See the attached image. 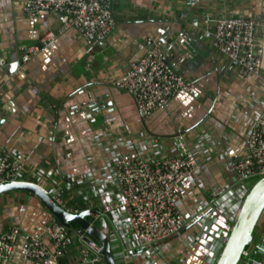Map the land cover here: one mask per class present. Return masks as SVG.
<instances>
[{
    "label": "crops",
    "instance_id": "crops-1",
    "mask_svg": "<svg viewBox=\"0 0 264 264\" xmlns=\"http://www.w3.org/2000/svg\"><path fill=\"white\" fill-rule=\"evenodd\" d=\"M25 1L0 0V144L22 158L24 179L45 189L69 181L64 196L71 205L86 208L83 195L96 201L107 160L113 151L126 150V138L160 154L171 153L176 135L183 133L200 169L182 184L183 229L152 255L159 264H208L230 229L228 216L209 204L211 193L231 182V154L245 152L250 119L264 102V74L240 76L235 64L212 47L210 32L222 16L262 21L264 0H112L115 26L94 46L73 29L59 32L54 12L26 15ZM182 29L198 37L193 52L178 42L184 40ZM48 31L55 38L40 44ZM150 36L168 51L185 87L142 118L134 98L116 81L146 54ZM33 45L38 51L22 63L21 54ZM88 101H100L102 107L93 112ZM51 221L29 193L1 194L0 235L19 228L8 264H59L25 256L28 236ZM254 236L251 247L264 236V217ZM118 248L126 264H145L141 256L128 255L122 242ZM68 250L75 253L78 246ZM249 256L264 264V254Z\"/></svg>",
    "mask_w": 264,
    "mask_h": 264
},
{
    "label": "built area",
    "instance_id": "built-area-1",
    "mask_svg": "<svg viewBox=\"0 0 264 264\" xmlns=\"http://www.w3.org/2000/svg\"><path fill=\"white\" fill-rule=\"evenodd\" d=\"M111 3L112 0H26L22 9L29 16H39L46 11L56 13L61 23L59 32L73 29L86 45L94 46L104 42L115 26ZM54 38L55 33L48 31L40 44L45 45ZM210 42L216 51L235 64L240 76L264 74V19L219 17L210 32ZM146 43V54L134 61L116 81L118 87L134 98L142 118L167 105L185 87V80L170 64L168 51L158 39L150 36ZM38 49V45L25 48L21 62H27ZM122 143L126 150L113 151L107 160L106 178L94 193L96 201L83 195L86 208L68 203L64 191L71 184L69 181L44 189L67 211L78 213L82 209H95L94 219L107 217L112 254L117 264H126L118 251V242L125 245L128 255L141 256L145 264H159L152 254L160 243L177 235L186 223L179 206L182 184L198 173L199 161L183 133L176 135L171 153L158 154L150 145L131 138ZM230 165L231 182L223 189L214 188L209 204L227 215L231 226L252 185L250 181L264 176V102L250 119L245 152L232 153ZM23 171L22 158L0 144V185L25 182ZM84 235V229L75 225L66 228L52 218L40 232L28 236L25 256L36 261L53 259L59 264H102V256L84 242ZM18 237L17 226L0 235V264L11 261ZM73 244L78 246L75 253L68 250ZM251 245L243 251L242 258L259 264L249 255L264 254V236ZM217 257L207 263L214 264Z\"/></svg>",
    "mask_w": 264,
    "mask_h": 264
},
{
    "label": "water",
    "instance_id": "water-1",
    "mask_svg": "<svg viewBox=\"0 0 264 264\" xmlns=\"http://www.w3.org/2000/svg\"><path fill=\"white\" fill-rule=\"evenodd\" d=\"M182 37L184 40L182 41L180 37L178 42H182L190 52H193L192 48L195 47L193 41L198 40V37L189 36L183 29ZM100 107H102V102L88 101L87 108L93 112L98 111ZM12 191H23L38 198L52 218L66 228L76 225L84 229V242L102 256V264H117L112 254L109 237L111 230L107 217L94 219L95 209H82L78 213L67 211L56 204L44 188L33 182H8L0 185V195ZM263 217L264 176L259 177L251 185L244 197L214 264H243L242 253L254 242L255 232L257 228L262 227Z\"/></svg>",
    "mask_w": 264,
    "mask_h": 264
},
{
    "label": "rangeland",
    "instance_id": "rangeland-1",
    "mask_svg": "<svg viewBox=\"0 0 264 264\" xmlns=\"http://www.w3.org/2000/svg\"><path fill=\"white\" fill-rule=\"evenodd\" d=\"M255 181H256V179H252V180L250 181V183L253 184ZM108 225H110L109 220H108Z\"/></svg>",
    "mask_w": 264,
    "mask_h": 264
},
{
    "label": "trees",
    "instance_id": "trees-1",
    "mask_svg": "<svg viewBox=\"0 0 264 264\" xmlns=\"http://www.w3.org/2000/svg\"><path fill=\"white\" fill-rule=\"evenodd\" d=\"M67 201H68L69 204H71V203H70L71 201H69L68 199H67ZM75 226H76V225H75Z\"/></svg>",
    "mask_w": 264,
    "mask_h": 264
}]
</instances>
